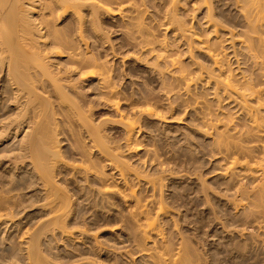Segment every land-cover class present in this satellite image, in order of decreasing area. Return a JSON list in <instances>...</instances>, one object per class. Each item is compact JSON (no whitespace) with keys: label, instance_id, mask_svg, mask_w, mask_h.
Here are the masks:
<instances>
[{"label":"rangeland","instance_id":"obj_1","mask_svg":"<svg viewBox=\"0 0 264 264\" xmlns=\"http://www.w3.org/2000/svg\"><path fill=\"white\" fill-rule=\"evenodd\" d=\"M193 1L196 0H178L176 14L183 23L192 22L194 30L205 33L204 20H199L205 10L192 9ZM228 2L219 3L223 18L234 14L227 8ZM135 3L142 5V26L154 32L157 39H164L189 72L196 73L199 66H207L203 54L194 49L189 53L186 43L178 40L175 27L165 31L166 21L160 20L161 0ZM16 6L15 0H0V20ZM88 12L84 9L81 16L87 35L92 36L90 45L95 41V46H91L110 69L112 81L123 98L119 97L122 101L117 111L107 107L106 100L97 94V81L88 80L80 84L82 104L88 106L91 100L96 101L93 120L109 142H116L114 146L120 148L125 161L141 177L136 179L135 173H130L125 187L119 181L110 182L115 186L109 190L112 198L103 201L105 204L101 202L102 205L77 191L73 198L74 214L65 219V226H46L53 218L51 208L45 205V194L31 160L20 151L26 131L6 139L0 131V198H11L15 204L11 213L17 215L12 227L0 225V264H28L26 248L34 234L39 235L46 264H154V256L162 257L159 264H264V245L251 233L240 235L248 214L233 210L228 204L233 190H229L228 158L220 140H224L229 120L235 125L244 121L237 113V104L216 92L212 83L206 84L204 76L201 81L195 79V86L186 91L171 79V71L159 74L156 67L161 63L156 62V54L140 50L132 41L136 34L130 33L136 32L137 20L101 16L94 37L88 26ZM60 20L59 27L67 32L76 19ZM228 53L231 56V49ZM231 68L235 69V64ZM132 101L138 103L133 102L134 106L153 109L158 117L144 115L137 119L135 134L126 142L119 115L129 114ZM35 112H26L25 120L38 121L39 111ZM13 114L12 107L0 104V122L12 119ZM57 121L58 147L64 161L79 159L75 154H82L87 160L85 135H79L68 117H58ZM96 165L99 169L103 164ZM103 172L110 173L107 168ZM234 173L238 176L240 169ZM69 179L71 184L85 185L82 176ZM241 179L236 177L234 189ZM151 182L156 183L153 192ZM130 188L135 197L123 198ZM136 200L146 206L145 215H140ZM145 217L154 221L157 229L156 233L146 235L148 238L143 237L140 227Z\"/></svg>","mask_w":264,"mask_h":264},{"label":"bare ground","instance_id":"obj_2","mask_svg":"<svg viewBox=\"0 0 264 264\" xmlns=\"http://www.w3.org/2000/svg\"><path fill=\"white\" fill-rule=\"evenodd\" d=\"M15 1V11L10 9L4 20H0V75H3L0 77V104L14 109L12 119L0 122V131L6 134L4 139L26 131L20 141V151L31 160L45 194V205L51 208L53 218L46 226H65V219L74 214L73 198L77 191L81 196L97 199L96 203H104L112 198L110 187L112 189L114 185H109L110 182L119 181L125 187L130 173H135L136 179L141 177L125 161L120 148L114 146L116 142L114 145L113 141L109 142L93 120L97 113L96 101L91 100L88 106L82 104L80 84L88 80L97 81V94L106 100L107 107L117 111L123 98V93L117 91L112 81L110 69L92 48L95 41L92 40L90 45L92 36L87 35L81 16L84 9H88V26L94 37L101 16L135 19L136 32L130 35L136 36L132 41L140 50L156 54V62L161 63L156 67L159 74L171 71V79L186 91L194 85L195 79L201 81L204 76L206 84L212 83L216 92L237 104V113L244 121L235 125L229 120L224 140H220L228 158L229 190H233L228 204L233 210L248 214L240 235L251 233L264 245V0H229L226 7L234 11L230 18L219 14L221 0L193 1L192 9L205 10L203 18L199 19L204 20L205 33L194 30L192 22L187 25L181 21L176 14L178 0H161L163 11L160 20L166 21L165 31L175 27L174 35L186 43L188 52L197 50L207 59V66H199L196 73L189 72L181 64L179 54L164 39H157L154 32L142 26V5L137 6L135 0ZM65 17L76 19L67 32L59 27L60 19ZM225 46L231 49V56L228 53L230 49ZM232 59L235 62L231 63ZM233 64L235 69L231 68ZM136 101L129 105L128 115H119L126 142L135 134L137 119L144 115L158 117L153 109L134 106L140 102ZM35 110L39 111L38 121L25 120L26 112L36 113ZM58 117H68L79 135H85L87 160L82 154H75L79 159L64 161L56 134ZM98 160L103 164L101 169L97 168L96 164H101ZM102 167L110 173H104ZM236 169H240L238 176L234 173ZM75 176L84 178V187L68 182ZM236 177L242 179L234 189ZM62 179L64 182L59 183L58 180ZM149 184L151 192L155 191L156 183ZM129 191L123 198L135 197L131 188ZM136 201L140 215H145L143 209L146 206ZM13 206L11 198H0V225H15L13 220L17 215L11 213ZM142 224L144 238L157 232L151 219L145 217ZM42 254L39 235L34 234L27 243L28 264H46ZM161 259V256L152 257L154 264L161 263Z\"/></svg>","mask_w":264,"mask_h":264}]
</instances>
